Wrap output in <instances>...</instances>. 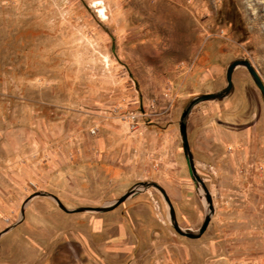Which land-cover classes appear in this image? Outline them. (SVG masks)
<instances>
[{"label":"rangeland","instance_id":"rangeland-1","mask_svg":"<svg viewBox=\"0 0 264 264\" xmlns=\"http://www.w3.org/2000/svg\"><path fill=\"white\" fill-rule=\"evenodd\" d=\"M236 61L264 83V0H0V264H264L249 71L192 110L197 178L180 133Z\"/></svg>","mask_w":264,"mask_h":264},{"label":"water","instance_id":"water-1","mask_svg":"<svg viewBox=\"0 0 264 264\" xmlns=\"http://www.w3.org/2000/svg\"><path fill=\"white\" fill-rule=\"evenodd\" d=\"M239 67H245L249 71V73L252 76L255 84L257 85V87L260 89V91L262 92V94L264 96V83H263L261 77L259 76L258 72L253 67V65L248 61H236L233 64H231L229 69H228V72H227V83H228V85L224 90H222L221 92L214 93V94L204 95V96L200 97L194 104H192V106H190L188 108V110L182 116V119L180 122V133H181V137H182V141H183L184 153H185V156L187 159V164L189 167V173H190L192 178H197V170H196V166L194 163L193 155H192L191 150H190L188 134H187L188 122H189V118H190V115L192 113V110L196 104L207 102V101L221 100L222 98H224V96L228 95L231 92V89L233 87V74H234L235 70ZM138 187H139L138 185L135 186L131 191L138 192L139 190L136 191V188H138ZM124 199H125V197L122 198L120 201L116 202L114 207L121 204L124 201ZM107 209L108 208H100L99 211H102V212L110 211ZM22 213L24 214V211H22ZM209 222H210V220L207 219L205 224L203 225V227L196 234L191 233V232H184L179 228V226H176V229L180 233L184 234L185 236H187L190 239H198L207 230Z\"/></svg>","mask_w":264,"mask_h":264},{"label":"bare ground","instance_id":"bare-ground-1","mask_svg":"<svg viewBox=\"0 0 264 264\" xmlns=\"http://www.w3.org/2000/svg\"><path fill=\"white\" fill-rule=\"evenodd\" d=\"M99 3H101V2H99ZM103 10H104V9H103ZM103 15H105V14H103ZM137 190H139V188H136V191H137Z\"/></svg>","mask_w":264,"mask_h":264},{"label":"crops","instance_id":"crops-1","mask_svg":"<svg viewBox=\"0 0 264 264\" xmlns=\"http://www.w3.org/2000/svg\"><path fill=\"white\" fill-rule=\"evenodd\" d=\"M205 111V110H204ZM238 142V141H237ZM237 142H235V144H238Z\"/></svg>","mask_w":264,"mask_h":264}]
</instances>
